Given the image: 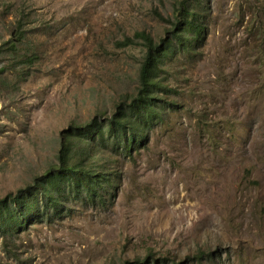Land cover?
Here are the masks:
<instances>
[{"label":"rangeland","instance_id":"rangeland-1","mask_svg":"<svg viewBox=\"0 0 264 264\" xmlns=\"http://www.w3.org/2000/svg\"><path fill=\"white\" fill-rule=\"evenodd\" d=\"M179 1L0 0V198L37 185L72 124L127 105L135 33L165 35ZM202 2L206 36L166 62L173 91L144 143L96 146L117 187L65 191L57 211L0 230V264H264V0Z\"/></svg>","mask_w":264,"mask_h":264},{"label":"trees","instance_id":"trees-1","mask_svg":"<svg viewBox=\"0 0 264 264\" xmlns=\"http://www.w3.org/2000/svg\"><path fill=\"white\" fill-rule=\"evenodd\" d=\"M175 6L167 33L158 40L145 31L135 33L143 41L145 53L139 68V85L127 105L121 108L118 104L117 112L103 120L95 116L84 125L72 124L63 132L58 162L43 173L37 185L20 188L0 198V230L21 227L33 214L41 216L52 209L57 211L65 191L74 193L77 198L102 200L109 190L112 193L117 187L118 171H110L103 163H96L97 144L110 154L120 151L126 155H131L133 149L143 144L150 128L162 118L164 99L159 97L160 93L173 91L169 82H165L169 71L166 62L173 60L178 52L193 55L206 36L202 0H180ZM14 36L15 44V40L22 38L20 28ZM132 42L133 38L127 37L123 43ZM152 256L149 254L126 264L161 262L162 258Z\"/></svg>","mask_w":264,"mask_h":264}]
</instances>
